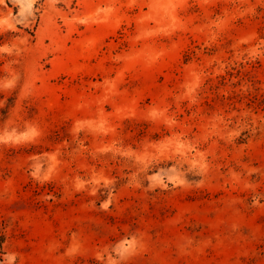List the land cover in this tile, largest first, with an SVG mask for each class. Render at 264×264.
Returning <instances> with one entry per match:
<instances>
[{
    "label": "rangeland",
    "instance_id": "rangeland-1",
    "mask_svg": "<svg viewBox=\"0 0 264 264\" xmlns=\"http://www.w3.org/2000/svg\"><path fill=\"white\" fill-rule=\"evenodd\" d=\"M0 264H264V0H0Z\"/></svg>",
    "mask_w": 264,
    "mask_h": 264
},
{
    "label": "trees",
    "instance_id": "trees-1",
    "mask_svg": "<svg viewBox=\"0 0 264 264\" xmlns=\"http://www.w3.org/2000/svg\"><path fill=\"white\" fill-rule=\"evenodd\" d=\"M4 248H3V236H0V260H3Z\"/></svg>",
    "mask_w": 264,
    "mask_h": 264
}]
</instances>
